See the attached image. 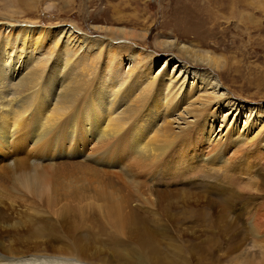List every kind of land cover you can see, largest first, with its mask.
I'll list each match as a JSON object with an SVG mask.
<instances>
[{
  "label": "rangeland",
  "instance_id": "rangeland-1",
  "mask_svg": "<svg viewBox=\"0 0 264 264\" xmlns=\"http://www.w3.org/2000/svg\"><path fill=\"white\" fill-rule=\"evenodd\" d=\"M119 2L121 1L0 0V21L15 20L20 22L21 27L35 25L59 28L75 25L76 29L95 40L107 36V32L101 28L123 29L137 34L146 31L145 41L119 39L117 42L119 45L128 43L139 50L157 55L160 61L155 66L154 75L166 68L169 57L174 58L169 67L171 74L174 66L181 64L180 57L157 48L155 43L158 38L176 39L180 43L222 57L226 66L217 71L216 75L223 89L231 96L229 107L232 108H223L219 113L215 132L211 136L217 139L231 132L233 138H238L240 133L248 132V125L245 123L246 118L251 115L250 120H253L255 127L249 132L250 137L237 146H228L225 152L226 158H238L243 163L237 169V175L226 176L218 171L219 167H214L204 169L201 173L199 171L187 179L160 184L151 175L148 177L144 173L139 176L136 170L139 172L142 169L129 168L133 159L125 161V157H121L122 160L119 161L122 164L132 163L126 166L134 179V183H129L124 176L111 175V171L97 172L95 176V173L87 169L99 168L93 160L73 155L59 157L61 151L55 148L45 153L54 158V178L60 173L64 179L70 175L65 183L73 184L83 182L84 179L83 183L77 184V188L87 180L88 191L83 200L86 204L99 199L90 188L88 180L91 177L94 184H106L111 194L119 192L123 187L124 194L131 192L129 194L130 198L132 196L133 210L137 212L136 217L141 219L136 223L137 226L127 228L124 237H116L99 213L85 208V216L82 218L68 207L67 210L62 208L59 211L61 216H56V208L52 209L45 203L47 195L41 197L35 192L23 190L14 181L16 177L11 172H3L0 173V185H6L5 192L8 196L5 194L1 200L6 207L5 214L9 216L8 219L13 220L7 224H14L4 241L6 244L11 243L14 248L19 246L28 254L64 255L83 250L96 252L102 258L117 262H139L142 259L148 264H264V186L256 185V191L245 188L246 184L258 181L257 174L264 164V150L250 142L264 126V0H244L242 5L238 0L237 6L232 8L231 2L223 8L221 4H211L209 9L195 0H131L124 9H119ZM242 11L246 12V17L243 14L246 19L241 17ZM119 17L121 20H118ZM190 26L205 27L207 34L200 38L196 32L187 31ZM58 58L51 62L46 72L49 76L54 74L51 75L52 80L49 79L51 82L55 81L54 91L50 90V83L43 79L36 88L38 94L41 90L46 97L45 104L49 109L57 104L53 98L54 92L57 93L62 81L67 79L65 71L71 70L73 66H65L64 52ZM24 60L22 58L15 63L20 71ZM233 63L235 70L231 68ZM0 64L8 67L7 62L0 61ZM121 71L127 73L128 62L122 65ZM102 74L109 77L107 69H103ZM9 97L11 95L8 99ZM141 123L150 133L149 122ZM0 125L4 127L6 124ZM19 141L23 150L17 148L18 139L14 137L8 141V150L2 149V154L6 155L8 152L14 155L19 152V158L27 157L30 164L34 157L42 156L32 139L22 135ZM208 143L205 141L198 146L203 156H207L210 151ZM241 145L245 148L240 149ZM67 149L68 146L63 150L67 152ZM15 158V155L10 159L0 156V169L12 165ZM107 159L113 160L110 155ZM43 177L45 180L50 179V173L48 176L43 174ZM53 187L55 186L52 185L53 198L60 200L62 194L57 193ZM144 199L153 204L141 206ZM73 200L76 203L80 201L77 197Z\"/></svg>",
  "mask_w": 264,
  "mask_h": 264
},
{
  "label": "bare ground",
  "instance_id": "bare-ground-1",
  "mask_svg": "<svg viewBox=\"0 0 264 264\" xmlns=\"http://www.w3.org/2000/svg\"><path fill=\"white\" fill-rule=\"evenodd\" d=\"M120 1L119 9L127 8L131 2ZM195 1L208 9L211 4H221L223 8L230 2L232 8L238 2ZM243 3L244 0H240V5ZM205 12L210 14L208 10ZM244 12L242 11L241 17L246 19ZM101 30L106 31L107 36L95 40L76 29L75 25L59 28L35 25L21 27L20 22L15 20L0 21V61L8 64V67L0 64V124H6L4 127L0 125V156L5 159L13 158L14 155L16 157L15 162L6 169H0V173L11 172L16 177L14 181L25 191L35 192L41 197L47 195L45 203L52 209L56 208V216H61L59 211L62 208L67 210L68 207L82 218L85 216V208L99 213L106 220L112 234L121 238L129 226H137L136 223L141 219L136 217L137 212L133 210L132 196L130 198L129 194L131 192H125L129 196L125 195L122 187L119 192H112L116 194L113 196L106 184H94L91 177L88 180L90 188L99 199L86 204L83 200L88 191L87 180L84 186L77 188V184L82 182L80 179V182L77 180L78 183L73 184L65 183L70 175L65 174L64 179L60 173L54 178V158L45 153L57 148L61 151L59 157L73 155L84 157V160L89 158L100 168L95 170L92 167V170L87 167L95 176L97 172L111 171V175L124 176L129 183H134L133 175L127 169L131 162L133 164L129 166L130 169H142L140 171L143 172L135 169L139 176L144 173L148 177L151 175L160 184L187 179L199 171L201 173L204 169L214 167H219L218 171L231 176L238 172L237 169L243 162L238 158H226L225 152L228 146H237L245 138H249V132L255 126L250 115L245 123L248 125V132L240 133L238 138H233L231 132L217 139L211 136L215 132L217 116L219 119L223 108L231 105V96L223 89L216 75L217 71L226 66L222 57L180 43L176 39L158 38L155 43L157 48L174 53L181 58V64L174 66L171 74L169 67L174 58L169 57L166 68L154 75L155 66L160 61L157 55L139 50L128 43L119 45L117 42L119 39L145 41L146 31L137 34L123 29ZM187 31L196 32L200 38L207 34L206 28L202 26H190ZM63 52L65 66H73L71 70L65 71L67 79L64 78L66 80L62 81L58 92L53 94L57 104L49 109L45 104L46 97L41 90L38 94L36 88L43 79L50 83V90L54 91L55 81L51 82V75L54 74L49 76L46 72L51 62L59 59ZM22 58L25 60L20 71L15 63ZM126 62L128 71L123 73L121 68ZM231 68L236 69L234 63ZM103 69L108 70L109 77L102 74ZM143 121L149 122L150 133L142 126ZM22 135L32 139L41 151L42 156L34 157L32 164L28 163L27 157L19 158V152L14 155L8 152L3 155L1 152L9 147L8 141L14 137L18 139L17 148L23 150L19 141ZM205 141L210 146L207 156H203L198 147ZM250 142L264 150V126ZM65 146L69 148L67 152L63 150L66 149L63 148ZM239 148L245 147L241 145ZM108 155L113 160H108ZM121 157H125V161L133 160L129 164L126 162V165L119 161ZM43 163L46 164L42 166ZM49 173L50 179L45 180L43 174L48 176ZM257 176L256 183L245 185L247 190L256 191V185L264 186V164ZM52 185L57 193L62 194L60 200L53 198ZM5 190L6 185H0V264H148L142 259L139 262H117L102 258L96 252L83 250L64 255L28 254L19 246L14 248L11 243L6 244L4 240L14 224H7L13 220L8 219L6 207L1 200L6 194ZM74 197L80 201L74 202ZM150 204L153 202L144 199L140 205Z\"/></svg>",
  "mask_w": 264,
  "mask_h": 264
}]
</instances>
